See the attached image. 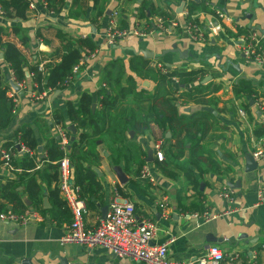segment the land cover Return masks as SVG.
<instances>
[{
  "label": "crops",
  "instance_id": "1",
  "mask_svg": "<svg viewBox=\"0 0 264 264\" xmlns=\"http://www.w3.org/2000/svg\"><path fill=\"white\" fill-rule=\"evenodd\" d=\"M34 1L36 8L29 6L26 18H8L0 9V27L6 33L3 41L16 44L22 51L26 76L22 86L16 83L0 51L3 83L17 103L10 125L0 131V153L6 141L15 140L17 128L30 123L42 146L39 157L44 156L47 144L53 138L58 140V125L53 120L58 109L65 117L71 142L77 140L80 131L69 120L68 104L78 106L83 95L88 94L93 111L104 112L110 119L106 131L111 127V131L100 136H94L93 128L89 127L87 132L95 139L86 142L79 151L84 168L96 174L95 182L89 178L84 184L85 223L89 229H95L107 216L111 201L129 200L135 204L138 218H149L158 225L153 242H167L173 260L194 259L204 246L212 244L225 254L221 264H264V201L258 199L260 186L264 185V157L260 160L253 157L256 140L264 137V65L248 59L235 37L240 26L264 33V0H208L207 6L221 11L224 19L201 9L193 10V20L205 32L204 41L193 40L187 30L190 6L197 4L193 0H149L155 13L148 10L147 17L140 11L145 0H106L104 14L96 23L90 20L92 0L87 1L88 6L78 17L69 15L72 0H67L59 13L50 12L40 0ZM160 12L168 15V24L159 16ZM160 19L163 27L158 25ZM110 23L126 28L152 23L155 32L108 44L105 32ZM82 37L92 38L98 46L96 51L85 58L74 79L59 94L53 97L55 92L48 91L40 98L44 93L36 94L30 67L37 62L44 65L60 62L65 44ZM174 45L188 55L183 58L172 51ZM144 51L152 56L146 57ZM161 65L169 70L208 71L201 81L210 83L204 103L187 101L184 96L198 87L199 82L181 87L175 80L172 82L176 87L173 102L180 113L191 116L207 112L208 119L199 115L197 121L213 122L201 141L205 163L190 161V144L177 158L172 131L147 117L152 112ZM106 68L113 75L108 83L104 81ZM130 76L134 78V86ZM241 78L256 86L258 97L236 96L233 84ZM11 80L22 93L15 91ZM129 86L133 87L130 94L120 92L130 89ZM106 87L117 99L107 110L100 94ZM145 119L144 130L136 131L133 122ZM157 143L162 145L163 161L156 159ZM92 154L99 155V159L95 160ZM248 156L259 164L255 171H246L250 167ZM142 159L152 165L153 181L137 173ZM117 169L121 170L122 180ZM40 172L42 206L46 209L41 215L43 220L21 225L0 219V264H146L121 258L104 248L62 243L61 237L71 222L64 221L61 212L58 221V211L55 208L56 213L51 211L52 193L57 189L55 170L46 165ZM21 173L19 169L0 167L1 177L16 178ZM225 192L231 201L222 196ZM22 196L30 205L26 195ZM60 197L63 198L61 194ZM206 213L212 216L204 218Z\"/></svg>",
  "mask_w": 264,
  "mask_h": 264
},
{
  "label": "trees",
  "instance_id": "2",
  "mask_svg": "<svg viewBox=\"0 0 264 264\" xmlns=\"http://www.w3.org/2000/svg\"><path fill=\"white\" fill-rule=\"evenodd\" d=\"M46 4L47 9L50 12L59 13L66 5L67 0H43ZM88 0H72L70 7V16L78 17L84 9L88 6ZM106 0H92V10L90 20L94 23L98 21V18L104 14ZM208 0H202L200 3L191 4L190 12L187 16V22L196 24L200 29H203L202 25L197 21L193 20V10L201 9L204 12L215 14L220 18L217 10L208 7ZM30 6L28 0H0V9L8 18H26L27 11ZM152 4L149 0H145L141 5V14L145 17L148 15V10L153 14L155 10L151 8ZM164 20L165 24H168V15L166 13H159ZM151 17V16H149ZM148 21L151 22L150 18ZM148 27H153L152 23H148ZM166 26V25H165ZM255 28L248 26H240L236 32V38L240 36H250L255 31ZM15 32H19L18 28H15ZM5 31L0 27V51L3 52L4 61L7 63L11 70L12 77L16 83H22L26 80L25 72L22 66V51L19 47L12 42H4L3 36ZM25 40V39H23ZM98 48L97 44L90 37H82L76 41H68L64 46L63 55L60 62H48L43 68H40V62L35 63L30 67V73L32 80L35 83L36 94H42L48 91L63 90L67 85L74 79V66L79 63L81 59L85 58L96 51ZM159 82L155 88L153 95L152 112H149L152 120L158 121L163 126H168L172 131V136L175 139V150L176 157L179 158L185 153L186 147L190 144V161L196 164L205 163L206 159L203 156L201 141L205 134L209 130L213 122L208 120L197 121L198 116L202 118H209L207 112H196L191 116L182 114L179 112L178 106L174 104L172 93L176 92V87L173 85V81L176 80L178 85H189L199 82L198 87H194L191 91L184 93L187 101H195L197 103L206 102V95L210 86V83L201 84L202 80L207 76L208 71L204 68L189 70V71H178L159 68ZM112 72L109 68L105 70L104 81L110 82L112 78ZM123 74L120 75V78ZM131 85L134 86V78L129 77ZM106 84V83H105ZM235 94L238 98L242 94H250L254 97H258V91L256 86L249 80L241 78L235 81L233 84ZM130 89L121 90L122 94H130L133 87L129 86ZM108 88L100 91L101 103L106 110L111 105L115 104L116 98L112 97L108 93ZM17 109V103L14 98L9 95V87L3 83V74L0 67V131L8 128L10 125L15 110ZM68 117L71 123L75 124L78 128L79 134L75 141L70 140L72 144V154H70V160L72 165V177L77 185L80 187L79 195L85 199V180L89 178L95 182V173L91 170H86L81 161L79 155L80 149L88 141H93L95 137L87 132L89 127L93 128L94 136L104 135L106 132L111 131L109 127L106 131V125L110 124V119L106 113L99 114L97 111H93L92 98L90 95L85 94L81 98L78 106L69 103L68 104ZM61 110H56L53 115V120L56 125L67 129ZM145 118V117H144ZM201 118V119H202ZM103 123V124H100ZM198 122V123H197ZM135 130L142 131L147 124L146 119L142 122L134 123ZM193 125V126H192ZM68 130V129H67ZM69 139L71 134L68 130ZM58 141V140H57ZM54 138L45 147L46 154L40 156L39 147L40 140L38 139L32 125L30 123L21 124L16 130L15 140L6 141L2 148L6 149L11 155L8 160H2L7 162L8 166L19 169L22 171L18 174V177H1L0 182L5 178V181L0 185V213L11 212L18 215L27 214L30 211H36L39 215H42L46 209L42 206V186L38 181L41 169H36V165L40 161H45L44 166L53 167L55 170L54 178L59 179L58 163L64 156V151L61 149L59 141L57 142ZM18 143L28 148L29 152L21 153ZM69 144V145H70ZM95 160L99 159V155L92 154ZM147 164L145 160H141L139 163V169L137 173L142 177L141 171L144 165ZM216 166V163H212ZM42 167V168H43ZM218 167V166H217ZM216 167V168H217ZM9 169V168H8ZM90 173V174H87ZM147 178V177H144ZM149 179V178H148ZM26 195L27 199L30 200L31 204H27V200L22 195ZM52 196L54 207L51 209L53 213L58 211V221H60L59 213L63 214L64 221L72 222L73 215L69 210L67 202L60 197L59 189L57 188ZM85 201V200H84ZM55 208V209H54ZM43 216V215H42ZM56 216V214H55Z\"/></svg>",
  "mask_w": 264,
  "mask_h": 264
},
{
  "label": "built area",
  "instance_id": "3",
  "mask_svg": "<svg viewBox=\"0 0 264 264\" xmlns=\"http://www.w3.org/2000/svg\"><path fill=\"white\" fill-rule=\"evenodd\" d=\"M30 7L35 9L37 2L28 0ZM46 6L43 0H40ZM220 18H225L221 11H217ZM163 20L160 19L158 25L163 27ZM172 25L176 26V22ZM187 30L191 38L195 41H204L205 32L196 24L187 22ZM155 32L153 27L139 24L137 27L126 28L117 23H110L105 32L108 44H115L120 39L129 36L146 37ZM242 45V51L248 59L255 61L260 65H264V33L260 31H253L250 36L242 35L239 38ZM84 60L81 59L77 65L74 66V75L79 72ZM44 64L40 63V68ZM160 68H164L162 65ZM176 81V80H175ZM177 82V81H176ZM22 86V83H18ZM45 92L41 97L45 96ZM35 98H38L37 95ZM16 112V110H15ZM14 112V113H15ZM241 114L245 112L241 110ZM58 141L61 149L64 151V156L57 161L59 179L57 181V188L60 194L66 200L69 208L72 211L73 220L69 224L67 231L62 235V243H79L84 244L88 248H104L114 253L121 258H130L145 262L146 264H221L225 259V254L217 245H206L202 248L201 254L190 260H173L169 256L168 243L153 242L158 231V225L149 218L140 219L136 216L135 204L129 200L114 199L110 202L109 212L107 216L101 220L100 224L95 229H89L85 223V214L87 207L85 201L80 197V187L77 185L72 177V165L70 160V139L68 130L58 125L57 127ZM21 153L29 152L28 148L18 143ZM156 159L163 161L165 155L160 143L155 144ZM253 157L260 160L264 157V137H260L254 144ZM11 155L6 149H1L0 153V167L9 168L7 162ZM45 161H40L36 165V169H41ZM12 168V167H10ZM142 177H147L154 180L152 173V165L145 164L141 171ZM222 196L229 198L227 192ZM258 199L264 201V185L260 186L258 191ZM166 208L164 203L160 204ZM212 215L206 213L204 218H210ZM0 219L11 223L25 225L31 221H42L43 218L36 211H30L27 214L18 215L11 212H1ZM264 247V243L262 244ZM232 258V257H231Z\"/></svg>",
  "mask_w": 264,
  "mask_h": 264
},
{
  "label": "water",
  "instance_id": "4",
  "mask_svg": "<svg viewBox=\"0 0 264 264\" xmlns=\"http://www.w3.org/2000/svg\"><path fill=\"white\" fill-rule=\"evenodd\" d=\"M193 1H195V2H197V3H200L202 0H193ZM184 4H185V3H184ZM184 4H183V5H184ZM183 5H182V7H181V10H182V8H183ZM177 48H178L177 45H174L172 51H174V52H179L180 55H181L183 58L186 57V56L188 55V52H187V51H180V50L177 49ZM143 54H144L146 57H148V56H152V55H151L152 53H150V52H148V51H144ZM8 77H9V76H8ZM207 79H209V78H207ZM207 79H205L204 81H207ZM11 85L13 86V88L15 89L16 92H20V93H22L21 88H20L18 85H16V83H15L13 80H11ZM60 92H61V90H57V91H55L53 97L56 96L57 94H59ZM94 106H95V105H94ZM70 128H71L74 132H76V129H75L74 126H71ZM74 139H75V136L73 137V140H74ZM39 149L42 150V146H40ZM149 154H150V153H149ZM247 162H248L249 165H250L249 169L246 170L247 172H249V171H251V172H252V171H255V170L258 168V166H259V164L254 160V158H253L252 156H248V158H247ZM117 171H118V175H119L120 179L122 180V177H121V170H120V169H117Z\"/></svg>",
  "mask_w": 264,
  "mask_h": 264
}]
</instances>
